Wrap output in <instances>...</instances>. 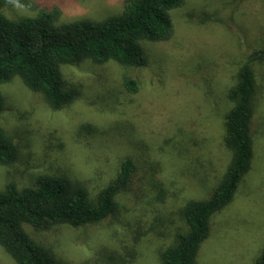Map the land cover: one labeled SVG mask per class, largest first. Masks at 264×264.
<instances>
[{
	"label": "rangeland",
	"instance_id": "1",
	"mask_svg": "<svg viewBox=\"0 0 264 264\" xmlns=\"http://www.w3.org/2000/svg\"><path fill=\"white\" fill-rule=\"evenodd\" d=\"M59 6L62 21L102 19L121 12L124 0H33ZM172 11L175 32L166 41L142 42L147 63L63 65L75 99L55 108L19 76L0 85V131L19 148L0 164V190L36 186L42 175H65L91 198L113 180L123 161L135 170L106 219L39 230L35 240L62 264H161L160 254L186 229L182 207L207 198L231 160L226 146L228 89L254 49L264 48V0H185ZM33 16L36 6L5 9ZM256 109L254 156L233 200L211 219L199 264H253L264 249V62H253ZM137 81L136 92L124 86ZM111 257V260L109 259ZM0 264H16L0 247Z\"/></svg>",
	"mask_w": 264,
	"mask_h": 264
},
{
	"label": "trees",
	"instance_id": "2",
	"mask_svg": "<svg viewBox=\"0 0 264 264\" xmlns=\"http://www.w3.org/2000/svg\"><path fill=\"white\" fill-rule=\"evenodd\" d=\"M185 2L124 0L117 14L62 21L59 6L19 0L21 5L36 6L38 12L11 17L5 9L15 5L0 0V85L19 76L30 89L42 92L53 107L61 108L77 95V89L63 75V65L86 59L98 64L113 60L121 65H146L142 42L172 38V11ZM253 62H264V48L253 50L227 92L233 105L225 121L224 140L232 152L226 171L209 197L189 200L182 207L186 229L178 231L175 240L162 251L161 264H199L198 251L210 234L212 216L233 200L252 167L257 94ZM124 86L131 92L138 89L137 81L131 77H125ZM2 110L0 92V113ZM18 154L17 144L0 131V164L14 163ZM134 170L132 160L123 161L118 175L95 198L65 175H42L36 186L18 188L14 183L7 184L0 190V247L16 264H62L53 248L30 236L25 225L46 230L58 224L80 227L106 219L118 210L117 197L129 187ZM253 264H264V249Z\"/></svg>",
	"mask_w": 264,
	"mask_h": 264
},
{
	"label": "clouds",
	"instance_id": "3",
	"mask_svg": "<svg viewBox=\"0 0 264 264\" xmlns=\"http://www.w3.org/2000/svg\"><path fill=\"white\" fill-rule=\"evenodd\" d=\"M9 2L13 3L15 5V7H17V8H22L23 7V5H21L19 3V0H9Z\"/></svg>",
	"mask_w": 264,
	"mask_h": 264
}]
</instances>
